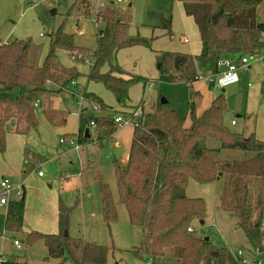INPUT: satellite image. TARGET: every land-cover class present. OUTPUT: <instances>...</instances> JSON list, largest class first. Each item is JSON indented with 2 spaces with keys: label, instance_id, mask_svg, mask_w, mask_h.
<instances>
[{
  "label": "trees",
  "instance_id": "1",
  "mask_svg": "<svg viewBox=\"0 0 264 264\" xmlns=\"http://www.w3.org/2000/svg\"><path fill=\"white\" fill-rule=\"evenodd\" d=\"M185 5L198 28L201 50L198 54L182 51H158L157 62L160 80L192 83L198 80L199 70L207 74L219 71L222 56H239L259 53L264 47V22L258 20V8L264 0H178ZM53 12V10H51ZM97 20L104 24L97 33V46L76 45L74 35L62 26L52 34L49 52L40 65L29 62L31 43L15 39H0V153L6 151L7 126L12 121L14 132L27 135L37 126L38 119L33 103L45 92L71 91L79 78L76 67L60 63L58 52L64 50L76 58V53H89L88 81L102 83L113 92L118 102L125 105L132 85L149 81L129 74L117 62L118 52L127 47L145 45L150 41L129 35V23L118 17L114 7L99 10ZM172 35L171 22L166 24ZM81 57V54L79 55ZM78 61V60H77ZM107 68L106 70H104ZM84 97L102 110L110 108L94 92ZM141 105V104H139ZM228 103L221 92L210 106L198 115L195 107L189 111V123L167 101L161 99L153 113H144L140 124L134 126L127 161L114 160L120 201L126 206L130 221L142 228V241L134 251L140 260L157 264V259L172 251L177 264H243L226 247H217L210 240L197 237L189 231L194 221L204 220L206 202L203 198L187 195L190 179L206 184L227 176L220 196V208L231 212L247 238L264 255V140L255 133L244 135L233 131L225 123ZM50 122L61 124L67 112L46 109ZM78 136L87 138L91 121L103 131L114 134L118 127L114 118H101L81 113ZM90 129V128H89ZM104 129V130H103ZM90 133V131H89ZM91 137V136H90ZM216 140L219 148L209 147L207 141ZM221 149L249 152L242 160L220 159ZM221 175L219 176V174ZM261 179V188L251 200V181ZM103 218L108 226L117 219L116 205L109 185L99 177ZM26 192L11 201L5 214V228L17 234L23 232ZM71 208L59 204V232L47 234L27 233V243L43 240L48 257L73 264H108L111 246L88 243L82 237L65 236L70 222ZM69 230V229H68ZM0 264H27L26 261L7 259Z\"/></svg>",
  "mask_w": 264,
  "mask_h": 264
},
{
  "label": "rangeland",
  "instance_id": "2",
  "mask_svg": "<svg viewBox=\"0 0 264 264\" xmlns=\"http://www.w3.org/2000/svg\"><path fill=\"white\" fill-rule=\"evenodd\" d=\"M81 1L0 0V36H8L12 41H30L32 49L29 62L34 65L39 64V61L44 62L49 52L50 34L61 26L65 32L74 35L76 45L93 51L97 46L98 30L104 26L101 20H97V13L101 9L114 7L118 17L129 23L130 36L150 41V47L135 45L121 49L117 54V62L123 70L143 76L149 83L132 85L126 104L121 105L113 92L102 83L88 81L90 52L76 53L77 59L74 60L66 51H60V63L68 68L78 66L82 73L79 78L81 84L72 87L74 92L67 91L60 95L43 93V104L35 108L37 126L27 135L21 136L11 131L14 125L12 121L7 126V148L0 155V181L8 176L15 185L25 186L27 209L24 229L27 231L17 234L7 231L5 214L8 205L0 204V254L10 260L21 259L27 264H73L70 259L61 262L48 257V249L43 240L27 243V233L30 231L58 233L57 213L61 203L71 208L68 229L72 236L82 237L88 243L111 246L108 264H151L140 260L134 251L141 244L142 228L130 221L127 208L120 201L113 163L115 159L127 161L134 125L117 126L114 134L103 132L104 138L99 139L101 127L89 124L91 137L78 142L81 113L112 119L123 106L121 112L126 116L129 112L124 115L123 111L131 108L127 105L128 101L134 105L143 103V112L153 113L159 100L165 98L189 123L192 107L201 115L210 106L212 99L225 89L228 103L225 123L233 131L245 135L255 130L264 139V70L259 61L253 63L261 68L252 79L257 85L261 82L263 93L262 97L257 96L255 102H250L249 96L254 88H247L244 76L239 83L225 88L215 85L201 69L199 73L202 78L189 84L181 80L162 81L157 62L158 51L196 54L201 50L195 21L193 17L181 14L178 0H88V8L83 7ZM82 3L86 4L85 1ZM32 5L34 7L30 8ZM53 8L57 9L56 14L51 11ZM258 20L264 22V1L259 6ZM168 21L171 22L175 38L164 34ZM183 36L188 37V43L181 41ZM260 55L264 56V47ZM84 89L96 93L117 111L102 110L97 104L90 103L84 97L87 92H83ZM250 106L256 108L252 111ZM48 108L61 110V115L67 112L66 120L61 124L50 122L45 113ZM232 120L236 121V126L231 125ZM61 138H72V141L80 145V149L61 142ZM207 144L213 148L220 147V143L213 139H209ZM24 147L33 151H27V154H32L29 161L26 160ZM250 156L249 152L241 150L221 149L220 159L242 160ZM40 171L43 176H39ZM99 177L109 185L116 205L117 219L110 226L103 218ZM226 182V175L206 184L189 180L187 195L203 198L206 202L203 223L194 221L192 224L194 234L203 239L208 238L217 247H226L234 257L241 250L245 258L252 260L256 254L255 246L238 225L236 217L220 208V196ZM260 188L261 179L253 178L250 186L252 201ZM15 239L21 242V248L14 244ZM172 253L169 251L166 257L157 259V264H177Z\"/></svg>",
  "mask_w": 264,
  "mask_h": 264
},
{
  "label": "built area",
  "instance_id": "3",
  "mask_svg": "<svg viewBox=\"0 0 264 264\" xmlns=\"http://www.w3.org/2000/svg\"><path fill=\"white\" fill-rule=\"evenodd\" d=\"M122 1V0H118ZM184 42L188 41V37L183 38ZM256 61H259L261 63V67L264 70V56L260 55L259 53H245L243 55L239 56H222L218 61V68L219 71L216 74H208L207 78L215 83V85H218L220 87H227L232 84H236L241 80V72L247 71L250 69L252 64ZM202 78L200 73L197 74V79ZM149 83V82H148ZM151 85H153V82H150ZM42 102L40 99H35L33 106L34 108L41 107ZM98 110V108H96ZM144 115L143 107L142 105H139L137 108L132 109L126 116H116L114 118V122L118 127H122L127 124H131L134 126H138L140 124L141 118ZM236 123L235 120L232 121V124L234 125ZM91 126H96L95 121H91ZM70 140H66V138H61V142L67 143L70 146H74L76 149H80V145L77 142ZM78 142H80L78 136H77ZM39 176H43V173L40 171ZM0 204L2 205H8L10 202V198L12 196H18L20 197L23 193L21 186H14L9 178L4 177L0 181ZM189 231L194 233L195 229L193 226L189 228ZM262 234L264 235V223L261 226ZM14 244L21 248V242L17 239L14 240ZM235 258H238L241 260L243 264H264V255L256 249V254L252 260L247 259L244 257V254L241 250L237 252V256ZM7 257H4L0 254V263L3 261H6Z\"/></svg>",
  "mask_w": 264,
  "mask_h": 264
},
{
  "label": "crops",
  "instance_id": "4",
  "mask_svg": "<svg viewBox=\"0 0 264 264\" xmlns=\"http://www.w3.org/2000/svg\"><path fill=\"white\" fill-rule=\"evenodd\" d=\"M83 1H85L86 2V4H84V3H82ZM179 2V1H178ZM81 4L83 5V7H86V8H88V0H82L81 1ZM179 4H180V6H181V14L183 13V14H186L187 15V12H186V9H185V5L184 4H182L181 2H179ZM260 6V5H259ZM32 7H34L33 5L30 7V8H32ZM53 10V13L54 14H56L57 13V9L56 8H53L52 9ZM189 16V15H188ZM258 16H259V8H258ZM192 17V16H191ZM165 32H164V34H167V29H166V25H165ZM172 30V29H171ZM197 31H198V28H197ZM54 33V31L50 34V41H51V35ZM68 33V32H67ZM198 33H199V31H198ZM41 36H44V34L43 33H41ZM199 36H200V34H199ZM185 37H187V36H185ZM171 38H175V36H174V34L172 33V35H171ZM183 38H184V36L181 38V41H183ZM0 39H1V41L2 42H10V41H12V40H10L9 38H8V36H6V37H2V36H0ZM184 42V41H183ZM189 42V39H188V41H187V43ZM31 48H32V45H31ZM184 52V51H183ZM200 52V51H199ZM198 52V53H199ZM68 54H69V56L71 57V58H73L74 59V56L73 55H71L69 52H67ZM188 53V52H187ZM198 53H196V54H198ZM190 54H194L195 55V53H190ZM58 55H59V57H60V51L58 52ZM38 56V55H37ZM75 60V59H74ZM43 63H40V61H39V64H37V65H42ZM62 64V63H61ZM63 65V64H62ZM64 66V65H63ZM73 66V65H72ZM74 67H76L75 65H74ZM78 67V66H77ZM76 67V68H77ZM78 69V68H77ZM107 68H105L104 70H106ZM258 70H261V68H260V66L259 65H256V64H252V66L250 67V69L249 70H247V71H243V72H241V78H242V76H244V77H246V80H247V88H254V89H252L251 90V93H250V102H255L256 101V99H258L257 98V96H259V97H262V88H261V82L257 85V82L255 83L254 82V80L252 79L253 78V76H255V74L257 73V71ZM79 71V70H78ZM125 71V70H124ZM80 72V71H79ZM127 73H129V74H132V73H130V72H128V71H126ZM89 73V72H88ZM80 74H82L81 72H80ZM79 78H80V76H79ZM79 78L73 83V85H72V87H74V86H79L81 83H80V80H79ZM241 81V80H240ZM239 81V82H240ZM252 81H253V83H252ZM238 82V83H239ZM256 84V85H255ZM233 85V84H232ZM255 85V86H254ZM254 86V87H253ZM52 91L51 92H49V93H51V94H54L55 95V93L57 94L58 92H54L53 90H56V89H51ZM224 91H225V89H223ZM84 91H87L86 89H84L83 90V92ZM223 91V92H224ZM69 92H74V91H72V89H71V91H69ZM59 94V93H58ZM61 94V93H60ZM59 94V95H60ZM62 94H64V93H62ZM40 97H41V95H40ZM40 100H41V102H42V104H43V101H44V98L43 97H41L40 98ZM213 100V99H212ZM104 101V100H103ZM129 103H127V105L128 106H130L131 108H129L127 111H123V113H124V115L125 114H127L128 112H130L132 109H134V108H137L138 106H139V104H133L132 102H130V101H128ZM212 102V101H211ZM140 104H142L143 105V103H140ZM109 106V105H108ZM110 108H108V109H106V111H111L112 109L113 110H115V111H117V109H115V107H111V106H109ZM122 107V109L121 110H123V106H121ZM254 108H256V107H254ZM253 107H251L250 106V109L252 110V109H254ZM246 109H248V105L246 106ZM121 110L120 111H117V112H119L118 114H117V116H119V115H122V112H121ZM253 111V110H252ZM197 112V111H196ZM123 116V115H122ZM110 118V117H109ZM115 118V117H114ZM113 119V118H112ZM233 121V120H232ZM232 121H231V125L232 126H236L237 125V123H235L234 125L232 124ZM104 130V129H103ZM11 131H13L14 132V126H13V128H12V130ZM103 132H106V129L103 131ZM15 133V132H14ZM250 133H255L256 134V131L254 130H252V131H250ZM249 133V134H250ZM15 134H17V133H15ZM244 134V133H243ZM248 134V135H249ZM11 135H14V134H11ZM17 135H20V134H17ZM245 135V134H244ZM257 135V134H256ZM8 136H9V134H7V138H6V141L8 140ZM21 136H23V135H21ZM258 136V135H257ZM260 139H263L261 136H258ZM264 140V139H263ZM6 148H7V145H6ZM24 154H25V156L27 157V159L26 160H31V158H32V154H31V152H33V151H31L30 149H28V148H25L24 147ZM27 151H31L29 154H27ZM5 153V152H4ZM4 153H0V155H3ZM34 161V160H33ZM125 162V161H124ZM5 177H7V178H9L10 179V177H8V176H5ZM4 178V177H3ZM220 178H221V176H220ZM10 181L12 182V184L14 185V186H16V187H18L17 185H15L14 183H13V181L10 179ZM22 186V190H23V187H25L23 184H21ZM0 190H1V188H0ZM25 192H26V190H25ZM16 198H18V196H12L11 198H10V202L11 201H13L14 199H16ZM9 202V203H10ZM9 205V204H8ZM26 209H27V207H26ZM26 209H25V212H26ZM57 216H58V213H57ZM57 220H58V217H57ZM24 223H25V213H24ZM23 230H24V232H26L27 230H25L24 229V227H23ZM57 230H58V232H59V224H58V226H57ZM18 261H22L23 262V260H21V259H18Z\"/></svg>",
  "mask_w": 264,
  "mask_h": 264
},
{
  "label": "water",
  "instance_id": "5",
  "mask_svg": "<svg viewBox=\"0 0 264 264\" xmlns=\"http://www.w3.org/2000/svg\"><path fill=\"white\" fill-rule=\"evenodd\" d=\"M161 102H162V103H166L167 100H166L165 98H162V99H161ZM89 131H90V129L88 128V129H87V135H86L87 138L90 137V133H89ZM220 175H221V173L219 174V176H220ZM203 221H204V220H202L201 223H203ZM64 234H65V236H68V235H69V230H68V229H65ZM206 240H209V239L206 238Z\"/></svg>",
  "mask_w": 264,
  "mask_h": 264
}]
</instances>
